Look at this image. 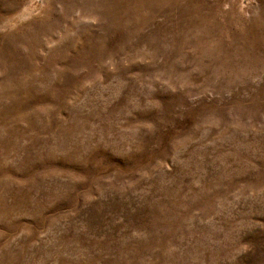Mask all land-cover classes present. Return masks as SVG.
Here are the masks:
<instances>
[{
	"label": "rangeland",
	"instance_id": "rangeland-1",
	"mask_svg": "<svg viewBox=\"0 0 264 264\" xmlns=\"http://www.w3.org/2000/svg\"><path fill=\"white\" fill-rule=\"evenodd\" d=\"M0 264H264V0H0Z\"/></svg>",
	"mask_w": 264,
	"mask_h": 264
}]
</instances>
